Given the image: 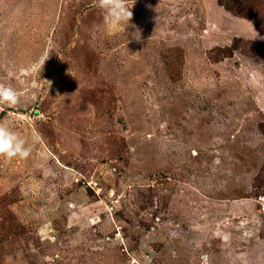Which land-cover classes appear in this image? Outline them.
Instances as JSON below:
<instances>
[{"label":"rangeland","instance_id":"rangeland-1","mask_svg":"<svg viewBox=\"0 0 264 264\" xmlns=\"http://www.w3.org/2000/svg\"><path fill=\"white\" fill-rule=\"evenodd\" d=\"M222 2L134 0L135 41L0 0V123L34 145L0 156V264H264V0Z\"/></svg>","mask_w":264,"mask_h":264},{"label":"clouds","instance_id":"clouds-1","mask_svg":"<svg viewBox=\"0 0 264 264\" xmlns=\"http://www.w3.org/2000/svg\"><path fill=\"white\" fill-rule=\"evenodd\" d=\"M134 3V0H133ZM129 6L127 0H96V7L105 12V19L108 23H114L127 32L129 27L135 29L128 33L135 41L140 40V32L131 23L133 13L131 11L132 5ZM259 34L254 29L252 39L258 38ZM127 43V42H126ZM21 102V93L13 88L10 84L6 85L0 83V110L3 107H15ZM33 144H26V141L20 135L12 130L11 127L0 123V156L9 159L19 157L20 159H27L33 148Z\"/></svg>","mask_w":264,"mask_h":264},{"label":"trees","instance_id":"trees-1","mask_svg":"<svg viewBox=\"0 0 264 264\" xmlns=\"http://www.w3.org/2000/svg\"><path fill=\"white\" fill-rule=\"evenodd\" d=\"M220 4H222L224 7H226L227 9H229L227 6H225V4H223L222 0H219Z\"/></svg>","mask_w":264,"mask_h":264}]
</instances>
